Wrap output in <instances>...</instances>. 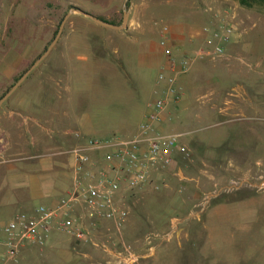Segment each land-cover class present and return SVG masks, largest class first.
<instances>
[{"label": "crops", "instance_id": "1", "mask_svg": "<svg viewBox=\"0 0 264 264\" xmlns=\"http://www.w3.org/2000/svg\"><path fill=\"white\" fill-rule=\"evenodd\" d=\"M168 1L171 5L162 8L163 0H133L127 30L99 25L106 31L64 32L53 49L55 55L52 51L46 63L42 61L2 104L1 239L5 238L3 225L17 215L33 213L42 205L56 207L68 196L76 178L74 147L88 138L109 139L113 135L139 133L150 106L161 95L158 76L167 63L158 22L169 28L168 47L173 56L178 60L189 56L193 60L185 74L167 70L168 75L176 77L182 98L168 102L149 135L184 134L181 143L195 154L192 133L205 128L212 118L224 116L242 123L241 134L264 138L263 125L257 124L264 119V21L225 9L223 16L235 33L224 45V55L214 58L212 48L205 43L208 35L202 32L203 27L218 23L212 9L204 8L208 0ZM77 16L78 20L94 24L83 15ZM157 18L161 21H155ZM101 35L103 55L97 53L94 42ZM17 69L8 79L16 75ZM80 84L93 91L83 93ZM46 90L51 95L46 96ZM114 117L123 121L117 127L107 124ZM236 133H227L226 139H218L217 144L213 138L200 137L203 146L200 152L212 156L217 151V166L240 167V157L229 154V145L235 147ZM106 152L90 151L91 163L86 168L103 167ZM186 156L176 154L173 164L155 177L163 186L159 191L149 189V192L171 191L172 172L183 162L193 164L197 160L190 159V154ZM211 160L199 159L212 167L215 164H210ZM256 203L255 197H248L220 203L206 211L199 243L202 264H261L260 259L264 264V211H257ZM128 207L127 221L132 222L134 213ZM81 210L77 205L76 211ZM143 212L139 211L137 218L144 216ZM173 212L158 214L168 217ZM177 230V239L191 238V232L184 227ZM123 231L113 221H103L92 228L91 241L83 242L53 230L43 246L26 244L15 264H96L90 253L93 247L107 253L108 264H115L116 251L111 250V245L123 243L120 241L124 238ZM145 243L148 244L142 240L144 246ZM152 244L156 249L161 241L154 239Z\"/></svg>", "mask_w": 264, "mask_h": 264}, {"label": "rangeland", "instance_id": "2", "mask_svg": "<svg viewBox=\"0 0 264 264\" xmlns=\"http://www.w3.org/2000/svg\"><path fill=\"white\" fill-rule=\"evenodd\" d=\"M132 1L129 2L131 8ZM159 1L161 2V0ZM124 2L125 0H0V97L9 85L15 82L16 77L30 67L45 47L50 45L58 32L61 21L72 5L122 23ZM168 2V0H163L162 8L169 7L171 4ZM206 7L212 9L211 13L215 19L224 17L223 11L230 8V11L236 10L243 17L251 15L260 19V22L264 21L263 3L247 8L240 5L238 0H208V4L204 8ZM162 8L158 10H162ZM77 15L81 14L73 13L68 19L63 33L69 31L102 33L106 31L93 21L94 24L76 19ZM155 21H161V18H157ZM100 37L102 35L94 42L97 45V53L103 55L105 51L101 46L103 40ZM55 48H57V44ZM52 51L55 55V50ZM47 58L42 63H46ZM17 67L16 75L8 79ZM80 86L83 93L84 91L86 93L93 91L85 84H80ZM45 95H51L50 91L46 90ZM109 120L111 121H108L107 124H112L113 127H117L118 123L122 121L116 117ZM257 124L263 125L261 129L264 128V119ZM204 126L206 127H200L192 133L194 139L192 146L196 148L195 154L188 151L190 159L198 161L195 160L193 164L183 162L178 165L171 174L174 177L171 191H168L167 194L163 192L155 194L150 191L144 194L130 195L131 197L124 200L125 208L129 206L130 211L134 213V218L132 222H130L131 220L127 221L122 228L124 229V238L120 241L123 243L117 244L116 242L114 246L111 245V250L121 252L124 256L125 248H128V253H131L133 257L136 256V259L132 260L129 257L126 262L120 263L115 258V264H202L199 243L206 211L217 204L233 203L248 197H255L257 211H264V151H261L264 147V138L259 135L255 137L253 134H241L242 123L230 121L228 117L224 116L212 118ZM102 131L105 132V129L102 128ZM235 131L238 137H234L236 141L234 149H232L233 145H229L231 146L229 154L240 157V167L217 166L216 164L219 162L217 161V151H214L212 156L208 155L209 157L206 156V153L200 152L203 147L200 137L213 138L214 143L217 144L218 139L225 140L227 133ZM136 134L134 132L125 136L113 135L108 138H126ZM231 137L233 138V136ZM200 158H210L212 159L210 164L215 165L210 167L202 164L199 161ZM179 169L180 174H178ZM159 194L161 196H158ZM139 211H145L143 212L144 216L137 218ZM162 211H174L175 213L173 212L168 217H160L158 213L161 214ZM176 221L180 223L177 229L184 227L189 230L191 238L183 241L177 239L175 234L170 240H161L160 247L153 251H150L148 242V244L145 243V246L142 244V240L147 241V237L150 235L169 232L173 222ZM93 249L90 253L94 256L96 264H108L107 253L95 247ZM261 260L259 261L262 264Z\"/></svg>", "mask_w": 264, "mask_h": 264}, {"label": "built area", "instance_id": "3", "mask_svg": "<svg viewBox=\"0 0 264 264\" xmlns=\"http://www.w3.org/2000/svg\"><path fill=\"white\" fill-rule=\"evenodd\" d=\"M217 22L216 26L202 29L208 35L205 43L212 48L214 58L224 55V45L235 33V28L224 17H218ZM157 25L161 28V45L166 49L167 63L158 76L161 95L150 106L139 133L126 138H88L84 144L74 147L76 178L68 196L61 199L56 207L39 206L33 213H21L3 225L5 238H0V264L17 263L26 244L43 246L53 230L83 242L91 241L92 228L103 221H113L115 227L121 230L129 215L124 204L126 197L144 194L149 189L160 190L163 184L155 177L162 175L173 164L176 154H189L187 147L181 143L184 134L149 135L153 125L161 120L168 102H178L182 98L176 77L168 75L167 70L185 74L193 60L189 56L180 60L174 57L168 47V26L159 22ZM76 135L79 136V133ZM94 150L107 151L104 166L99 170L86 168L91 163L88 153ZM77 205L81 206V211H76ZM179 224V221L173 222L166 234L148 236L150 251L155 249L152 245L154 239L167 241L173 238ZM1 247H4L3 251ZM128 250L125 249L124 256L121 252L114 253L116 261L126 262L129 257L135 260L136 256H131Z\"/></svg>", "mask_w": 264, "mask_h": 264}, {"label": "water", "instance_id": "4", "mask_svg": "<svg viewBox=\"0 0 264 264\" xmlns=\"http://www.w3.org/2000/svg\"><path fill=\"white\" fill-rule=\"evenodd\" d=\"M130 2V0H126L124 8H123V19L122 23L120 25L112 24L107 21H104L100 18H98L95 14L88 12L81 8H71L68 13L64 16L63 20L60 23V27L58 29V32L56 36L54 37L53 41L50 43L46 51L30 66V68L21 76V78L13 85V87L7 91L1 98H0V107L2 104L18 89V87L23 83V81L27 78V76L44 60L46 59L49 54L54 49L55 45L57 44V41L59 40L60 36L63 33V29L65 27L66 22L68 19L72 16L73 13H79L90 20L94 21L95 23L104 26L106 28L110 29H117V30H127L128 24L130 20V6L127 5V3Z\"/></svg>", "mask_w": 264, "mask_h": 264}, {"label": "trees", "instance_id": "5", "mask_svg": "<svg viewBox=\"0 0 264 264\" xmlns=\"http://www.w3.org/2000/svg\"><path fill=\"white\" fill-rule=\"evenodd\" d=\"M239 1V3H240V5H242V6H244V7H247V8H251V7H253L255 4H260V3H263L264 4V0H238ZM127 5L129 6L130 5V3L128 2L127 3ZM71 8H80V7H78V6H74V5H72L71 6ZM82 9V8H81ZM67 14V13H66ZM98 18H100V19H102V20H104V21H107V22H109V23H112V24H116V25H120L121 23H119V22H115V21H113V20H109V19H106L105 17H103V16H101V15H97V14H95ZM48 46H49V44L45 47V49L43 50V52L41 53V54H39L38 56H37V58H36V60L46 51V49L48 48ZM31 66V65H30ZM29 68V67H28ZM28 68H26L18 77H16V79H15V82L10 86V87H8V89L4 92V94L7 92V91H9L12 87H13V85L21 78V76L24 74V72L28 69ZM3 94V95H4ZM2 95V96H3Z\"/></svg>", "mask_w": 264, "mask_h": 264}, {"label": "flooded vegetation", "instance_id": "6", "mask_svg": "<svg viewBox=\"0 0 264 264\" xmlns=\"http://www.w3.org/2000/svg\"><path fill=\"white\" fill-rule=\"evenodd\" d=\"M29 68H30V67H29ZM29 68H28V69H29ZM28 69H27V70H28ZM27 70H26V71H27ZM26 71H25V72H26ZM25 72H24V73H25Z\"/></svg>", "mask_w": 264, "mask_h": 264}]
</instances>
